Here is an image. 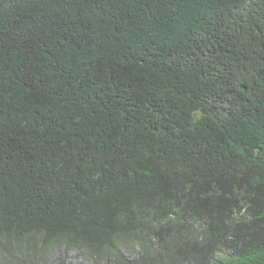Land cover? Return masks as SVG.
<instances>
[{
    "label": "trees",
    "instance_id": "16d2710c",
    "mask_svg": "<svg viewBox=\"0 0 264 264\" xmlns=\"http://www.w3.org/2000/svg\"><path fill=\"white\" fill-rule=\"evenodd\" d=\"M52 246L264 264V0H0V257Z\"/></svg>",
    "mask_w": 264,
    "mask_h": 264
},
{
    "label": "rangeland",
    "instance_id": "374dc122",
    "mask_svg": "<svg viewBox=\"0 0 264 264\" xmlns=\"http://www.w3.org/2000/svg\"><path fill=\"white\" fill-rule=\"evenodd\" d=\"M137 248H133L132 252H138ZM36 257V255H35ZM91 259L86 254L77 252L63 247H53L43 256L42 262L45 264H54L60 262L61 264H89Z\"/></svg>",
    "mask_w": 264,
    "mask_h": 264
},
{
    "label": "clouds",
    "instance_id": "9594fccd",
    "mask_svg": "<svg viewBox=\"0 0 264 264\" xmlns=\"http://www.w3.org/2000/svg\"><path fill=\"white\" fill-rule=\"evenodd\" d=\"M53 247H55V246L49 247L47 249L45 248V249H42V250L41 249H37L36 257H32V258H29V259H22V260L24 261V264H45V263L42 262L43 256L45 255L46 252L50 251ZM65 249H68V248H65ZM70 250H72V249H70ZM74 251L84 253L83 251H78V250H74ZM84 254H86V253H84ZM86 255H87V257L89 256V254H86ZM89 258L91 259V261H89V264H92L94 259L91 258L90 256H89ZM0 264H10L7 261V256L2 255L0 257ZM54 264H60V263L56 262Z\"/></svg>",
    "mask_w": 264,
    "mask_h": 264
}]
</instances>
